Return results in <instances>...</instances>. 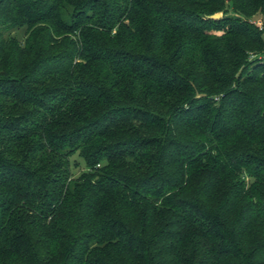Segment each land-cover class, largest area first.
I'll return each instance as SVG.
<instances>
[{"label":"trees","instance_id":"1","mask_svg":"<svg viewBox=\"0 0 264 264\" xmlns=\"http://www.w3.org/2000/svg\"><path fill=\"white\" fill-rule=\"evenodd\" d=\"M256 18L264 0H0V264H264Z\"/></svg>","mask_w":264,"mask_h":264},{"label":"rangeland","instance_id":"2","mask_svg":"<svg viewBox=\"0 0 264 264\" xmlns=\"http://www.w3.org/2000/svg\"><path fill=\"white\" fill-rule=\"evenodd\" d=\"M225 15V14H224ZM223 13H222V17H224ZM260 19L262 18H256V19H253V23L255 24V22L259 21ZM9 35L17 38L18 40L20 41H23L24 40V37H25V29H20V30H13L9 33ZM83 169V168H82ZM81 168H79L77 170L78 171H81L82 170Z\"/></svg>","mask_w":264,"mask_h":264},{"label":"built area","instance_id":"3","mask_svg":"<svg viewBox=\"0 0 264 264\" xmlns=\"http://www.w3.org/2000/svg\"><path fill=\"white\" fill-rule=\"evenodd\" d=\"M255 24L259 27L260 30L264 31V21L260 19L259 21L255 22Z\"/></svg>","mask_w":264,"mask_h":264},{"label":"water","instance_id":"4","mask_svg":"<svg viewBox=\"0 0 264 264\" xmlns=\"http://www.w3.org/2000/svg\"><path fill=\"white\" fill-rule=\"evenodd\" d=\"M211 19H220L222 17V13L221 12H218V13H215L211 16H209Z\"/></svg>","mask_w":264,"mask_h":264}]
</instances>
